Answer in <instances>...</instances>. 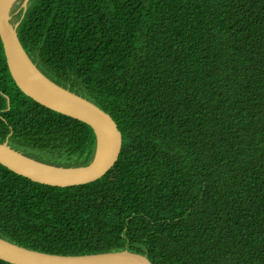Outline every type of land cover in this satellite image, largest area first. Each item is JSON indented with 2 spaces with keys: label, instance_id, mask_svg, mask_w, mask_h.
I'll return each instance as SVG.
<instances>
[{
  "label": "trees",
  "instance_id": "16d2710c",
  "mask_svg": "<svg viewBox=\"0 0 264 264\" xmlns=\"http://www.w3.org/2000/svg\"><path fill=\"white\" fill-rule=\"evenodd\" d=\"M13 22L37 67L109 114L123 145L81 186L0 164V238L61 256L264 264V0H30ZM4 142L58 167L96 149L90 126L19 89L0 38Z\"/></svg>",
  "mask_w": 264,
  "mask_h": 264
},
{
  "label": "water",
  "instance_id": "95a60500",
  "mask_svg": "<svg viewBox=\"0 0 264 264\" xmlns=\"http://www.w3.org/2000/svg\"><path fill=\"white\" fill-rule=\"evenodd\" d=\"M30 0H0V38L13 80L19 89L39 105L90 126L96 137L92 161L81 167H58L40 162L0 143V164L32 182L67 188L98 181L117 163L123 137L112 117L91 101L59 86L32 61L22 46L13 22ZM0 260L9 264H152L147 256L128 250L84 256H61L33 251L0 238Z\"/></svg>",
  "mask_w": 264,
  "mask_h": 264
},
{
  "label": "rangeland",
  "instance_id": "374dc122",
  "mask_svg": "<svg viewBox=\"0 0 264 264\" xmlns=\"http://www.w3.org/2000/svg\"><path fill=\"white\" fill-rule=\"evenodd\" d=\"M20 5H21V3H20Z\"/></svg>",
  "mask_w": 264,
  "mask_h": 264
}]
</instances>
